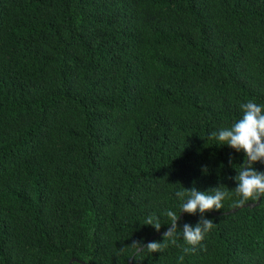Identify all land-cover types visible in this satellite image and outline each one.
<instances>
[{
    "label": "trees",
    "instance_id": "obj_1",
    "mask_svg": "<svg viewBox=\"0 0 264 264\" xmlns=\"http://www.w3.org/2000/svg\"><path fill=\"white\" fill-rule=\"evenodd\" d=\"M248 100L264 0H0V264H179L199 213L160 253L130 246L170 227L177 191L237 186L245 154L210 134ZM238 199L183 264H264V198Z\"/></svg>",
    "mask_w": 264,
    "mask_h": 264
},
{
    "label": "clouds",
    "instance_id": "obj_2",
    "mask_svg": "<svg viewBox=\"0 0 264 264\" xmlns=\"http://www.w3.org/2000/svg\"><path fill=\"white\" fill-rule=\"evenodd\" d=\"M240 109L243 113L242 118L230 127L221 128L210 134V138L215 139L219 145H227L236 152L245 154V163L240 166V170L234 177L237 186L231 191L217 187L202 192L193 187L191 190L184 189L176 192V197L183 201L180 213L188 215L199 213L200 215V220L195 227L188 224L183 226L182 235L187 246L183 248V254L178 257L179 264H183L185 255L195 252L205 236L213 229L214 223L205 218V213L220 211L223 207L222 201L233 194L239 198L232 205L233 208L244 207L249 201L257 202L264 198V172H258L253 167L257 162L264 163V106L248 100L240 104ZM165 215L170 220V228L165 232L163 242H149L146 247L141 243L133 242L130 247L136 254L160 253L168 246V243L176 244L179 215L170 210ZM145 225L153 227L157 232L161 229L159 219L153 216L147 217Z\"/></svg>",
    "mask_w": 264,
    "mask_h": 264
},
{
    "label": "water",
    "instance_id": "obj_3",
    "mask_svg": "<svg viewBox=\"0 0 264 264\" xmlns=\"http://www.w3.org/2000/svg\"><path fill=\"white\" fill-rule=\"evenodd\" d=\"M259 202H260V201H257L255 204H251V203H249V204H247L246 206H244V207H240V208H238V209L246 208V207H247V208H253V207H255V206H258ZM233 212H235V209L231 210V211L228 212L227 214H230V213H233ZM214 215H217V214L214 213ZM183 216H184V213H181V214L179 215V219H178V220H180ZM169 228H170V227H169ZM169 228H168V229H169ZM168 229H167V230H168ZM167 230H166V231H167ZM166 231L154 235L153 237H151V239L149 240V242H151L152 239H153L154 237L164 236V234H165ZM72 262H76V263H79V264H87V263H84V262H82V261H78V260H76V259H72V260L69 262V264H72ZM129 264H132V259L129 260Z\"/></svg>",
    "mask_w": 264,
    "mask_h": 264
}]
</instances>
